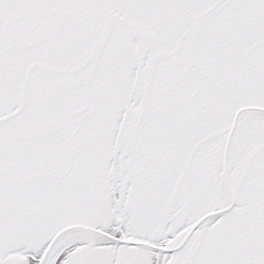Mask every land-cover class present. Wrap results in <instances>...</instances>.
I'll use <instances>...</instances> for the list:
<instances>
[{
	"label": "snow or ice",
	"instance_id": "6c2138e0",
	"mask_svg": "<svg viewBox=\"0 0 264 264\" xmlns=\"http://www.w3.org/2000/svg\"><path fill=\"white\" fill-rule=\"evenodd\" d=\"M0 264H264V0H0Z\"/></svg>",
	"mask_w": 264,
	"mask_h": 264
}]
</instances>
